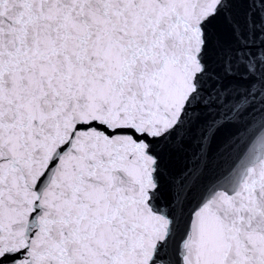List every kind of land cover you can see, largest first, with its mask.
<instances>
[{
    "label": "snow or ice",
    "instance_id": "snow-or-ice-1",
    "mask_svg": "<svg viewBox=\"0 0 264 264\" xmlns=\"http://www.w3.org/2000/svg\"><path fill=\"white\" fill-rule=\"evenodd\" d=\"M0 264H264V0H0Z\"/></svg>",
    "mask_w": 264,
    "mask_h": 264
}]
</instances>
